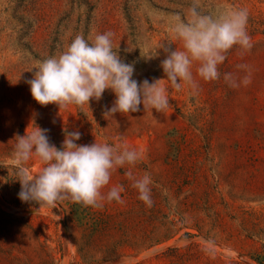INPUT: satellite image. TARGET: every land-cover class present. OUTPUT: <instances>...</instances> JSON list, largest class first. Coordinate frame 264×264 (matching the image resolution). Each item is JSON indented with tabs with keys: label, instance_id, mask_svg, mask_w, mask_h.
<instances>
[{
	"label": "rangeland",
	"instance_id": "1",
	"mask_svg": "<svg viewBox=\"0 0 264 264\" xmlns=\"http://www.w3.org/2000/svg\"><path fill=\"white\" fill-rule=\"evenodd\" d=\"M191 0H0V264H264V0H201L204 11L247 8L251 51L234 46L219 65L220 78L177 89L169 107L105 117L116 99L42 106L31 95L39 61L56 55L77 35L111 31L138 83L167 79L162 46L183 50L170 28L189 19ZM140 48V49H139ZM251 83H242L248 70ZM232 73L239 87L224 79ZM36 126L62 147L65 132L78 144H127L142 150L134 167L117 168L103 189L123 185L124 203L102 208L71 200L55 208L19 198L12 154L16 136ZM38 174L42 164H28ZM151 174V207L139 199L125 172ZM9 169V170H8Z\"/></svg>",
	"mask_w": 264,
	"mask_h": 264
},
{
	"label": "clouds",
	"instance_id": "2",
	"mask_svg": "<svg viewBox=\"0 0 264 264\" xmlns=\"http://www.w3.org/2000/svg\"><path fill=\"white\" fill-rule=\"evenodd\" d=\"M189 19L179 16L171 25L174 39L182 42L183 50L169 46L157 48L154 52L141 56L147 59L159 55L158 49L167 54L161 67L167 79L144 80L138 83L133 79L134 65L124 63L119 48L113 45L114 33L107 31L90 34L86 39L75 36L58 54L38 62L30 85L31 95L42 106L55 104L60 109L76 105L81 110L90 101H100L106 90H111L116 99L107 109L105 117L116 113L139 112L149 106L157 112H165L169 107L166 88L161 81H169L179 89L182 84L192 85L193 64L199 62L197 74L205 81L220 78L219 65L226 60V54L239 46L242 53L251 51L252 38L247 31L249 11L247 8H233L223 12L204 11L201 0H191ZM248 70L242 83H251V70L247 65H237ZM224 79L232 87H239L232 73H225ZM47 130L36 126L23 136H16L12 154L15 175L21 184L19 198L24 202L34 201L40 207L55 208L58 202L71 200L85 207L102 208L104 201L123 204L121 193L123 185L111 187L106 196L103 189L110 183L112 173L125 165L135 166L143 160L142 150L130 148L127 144L113 145L95 142L88 145L78 144L79 131L65 132L61 148L51 144ZM38 158L42 167L33 174L28 162ZM7 167V165H0ZM8 168V167H7ZM9 170V169H8ZM132 181V187L139 193V199L151 207V174L145 172L141 177L134 176L131 167L125 172Z\"/></svg>",
	"mask_w": 264,
	"mask_h": 264
}]
</instances>
